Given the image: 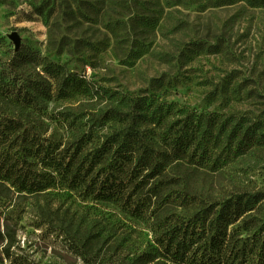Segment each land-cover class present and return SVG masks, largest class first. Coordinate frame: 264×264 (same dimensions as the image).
<instances>
[{"label": "rangeland", "instance_id": "1", "mask_svg": "<svg viewBox=\"0 0 264 264\" xmlns=\"http://www.w3.org/2000/svg\"><path fill=\"white\" fill-rule=\"evenodd\" d=\"M18 51H34L110 92L158 94L198 113L245 114L264 121L263 5L245 0H0V64ZM157 78L160 88L153 83ZM108 104L79 93L40 99L41 111L28 120L45 137L65 144L77 130L75 124L64 125L69 112H95ZM171 179L160 195L144 197L127 188L128 198L111 202L93 201L59 184L45 198L58 213L40 220L37 204L42 201L21 196L9 206L0 203V251L9 246V257L1 252L2 264H87L70 252L68 242L90 262L127 263L152 251L162 226L187 212L177 201L164 199L169 190L199 199L264 191V159L250 155L217 172L171 165L163 180ZM134 200L141 212L128 210ZM239 234L245 237V231Z\"/></svg>", "mask_w": 264, "mask_h": 264}, {"label": "trees", "instance_id": "2", "mask_svg": "<svg viewBox=\"0 0 264 264\" xmlns=\"http://www.w3.org/2000/svg\"><path fill=\"white\" fill-rule=\"evenodd\" d=\"M245 1L264 6V0ZM153 83L158 88L163 85L159 78ZM75 93L110 104L95 112H69L64 125L71 129L75 124L77 130L65 144L45 137L28 120L30 113L41 111L40 99H64ZM106 124L108 131L102 132ZM257 154L264 159L260 119L198 113L158 94L110 92L34 51L10 54L0 64V203L9 206L12 198L21 196L42 201L45 204H37L38 220L58 213V207L51 208L45 198L48 189L59 184L76 188L93 201L128 198L132 188L150 197L160 195L162 185L173 181L163 180L171 165L217 172ZM163 197L177 201L187 212L162 226L156 247L127 263L98 264H264V191L199 199L188 191L169 190ZM128 205L132 213L141 212L136 200ZM68 245L87 264H96ZM8 247L0 251V264L1 252L9 257Z\"/></svg>", "mask_w": 264, "mask_h": 264}, {"label": "water", "instance_id": "3", "mask_svg": "<svg viewBox=\"0 0 264 264\" xmlns=\"http://www.w3.org/2000/svg\"><path fill=\"white\" fill-rule=\"evenodd\" d=\"M12 40L15 42V44H17V39L15 36L12 37Z\"/></svg>", "mask_w": 264, "mask_h": 264}]
</instances>
